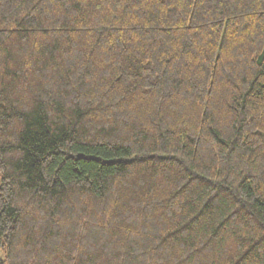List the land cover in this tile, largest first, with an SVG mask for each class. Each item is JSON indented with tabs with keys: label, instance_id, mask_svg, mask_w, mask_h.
<instances>
[{
	"label": "trees",
	"instance_id": "obj_1",
	"mask_svg": "<svg viewBox=\"0 0 264 264\" xmlns=\"http://www.w3.org/2000/svg\"><path fill=\"white\" fill-rule=\"evenodd\" d=\"M0 264H264V0H0Z\"/></svg>",
	"mask_w": 264,
	"mask_h": 264
}]
</instances>
